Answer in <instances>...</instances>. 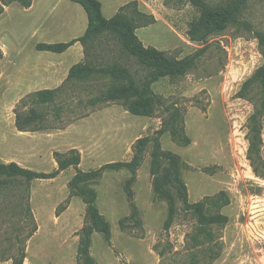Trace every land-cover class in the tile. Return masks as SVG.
Instances as JSON below:
<instances>
[{
  "label": "rangeland",
  "instance_id": "374dc122",
  "mask_svg": "<svg viewBox=\"0 0 264 264\" xmlns=\"http://www.w3.org/2000/svg\"><path fill=\"white\" fill-rule=\"evenodd\" d=\"M0 0V162L38 172L56 169L55 152L74 148L78 168L89 171L129 161L137 139L149 140L139 166L106 169L93 182L95 204L109 224L110 240L92 234L97 264H264V114L259 116L256 174L247 157L250 117L260 85L247 97L241 86L262 63L254 31L264 34V0H248L236 22L203 42L192 41L198 16L189 0H99L105 17L134 1L142 13L136 34L143 45L195 66L150 86L160 98L150 116L134 115L119 100L100 99L109 77L66 82L67 69L87 59L127 66L137 82L145 73L114 36L76 42L61 53L36 50L39 42L68 41L83 34L87 16L71 0ZM210 4L226 0H206ZM60 88L38 111L40 127L18 130L14 109L26 94ZM258 119V117H257ZM254 122H252L253 125ZM256 124V120L255 123ZM165 131L156 136V131ZM157 138V140H156ZM68 167L49 179L0 180V264H77L78 232L85 203L70 195ZM169 192L175 203L164 228ZM201 202L202 223L183 203Z\"/></svg>",
  "mask_w": 264,
  "mask_h": 264
},
{
  "label": "trees",
  "instance_id": "16d2710c",
  "mask_svg": "<svg viewBox=\"0 0 264 264\" xmlns=\"http://www.w3.org/2000/svg\"><path fill=\"white\" fill-rule=\"evenodd\" d=\"M79 4L87 16V24L82 35L74 37L68 41L46 43L39 42L35 45L36 50L52 51L61 53L76 42L85 45L90 40L100 39L104 36H114L120 44L122 50L130 56L134 63L144 70L143 79L138 81L130 72L127 66L119 63H96L94 60L87 59L77 62L70 66L66 82L69 81H88L100 77H109V83L100 99L119 100L131 114L150 116L157 106L161 105L160 98L154 94L150 88L151 84L162 77H178L184 75L188 70L195 66V59L185 56L176 59L168 56L164 51L152 46H145L138 38L135 30L141 24L142 13L136 8L135 2L123 5L113 16H104L99 0H71ZM197 9L198 16L189 23L188 35L192 41L203 42L209 36L224 31L230 24L236 22L242 6L248 0H226L217 4H210L206 0H189ZM22 5L29 2L21 0ZM258 40V46L262 55V63L252 75L243 82L240 93L247 97L252 83L260 85V92L254 101V110L250 117L249 126V145L247 157L256 174L258 172L257 160L258 145L257 138L259 133V116L264 114V34L258 30L254 31ZM2 52L0 50V60ZM60 88H43L26 94L16 105L15 127L18 130L38 129L43 120V116L38 111V106L47 105L53 102ZM258 117V119H257ZM256 120V124L255 123ZM252 122L253 125H252ZM165 131L161 128L156 131V136ZM149 140L147 137L137 139L134 154L129 161H115L101 165L97 169L82 171L78 168L80 163V153L72 148L67 152H55L57 167L50 172H38L20 166L16 162H0V180L5 184L14 179H21L27 184L32 179H49L57 176L60 171L73 167L76 172L68 182L69 194L79 196L85 203L86 211L84 222L78 232V243L76 247L77 264H97L90 254L92 234L99 232L106 241L110 240L109 224L100 216L95 204L97 193L92 187L93 182L106 169L119 170L126 168L134 171L140 164L144 148ZM157 140V138H156ZM168 201V214L164 222V228H168L175 215L174 198L169 192H163ZM186 207L192 208L202 223H223L225 217L221 214L206 215L203 212L201 202L189 203L183 198ZM23 253L13 259L12 264H22Z\"/></svg>",
  "mask_w": 264,
  "mask_h": 264
},
{
  "label": "crops",
  "instance_id": "0c3cea01",
  "mask_svg": "<svg viewBox=\"0 0 264 264\" xmlns=\"http://www.w3.org/2000/svg\"><path fill=\"white\" fill-rule=\"evenodd\" d=\"M69 68H70V67H69ZM69 68L67 69V71H66L65 75H67Z\"/></svg>",
  "mask_w": 264,
  "mask_h": 264
}]
</instances>
